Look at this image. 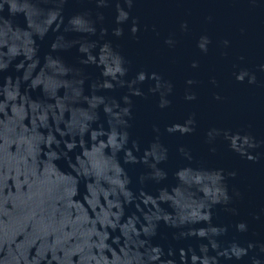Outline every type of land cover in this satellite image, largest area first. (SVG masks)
<instances>
[{
	"label": "water",
	"instance_id": "95a60500",
	"mask_svg": "<svg viewBox=\"0 0 264 264\" xmlns=\"http://www.w3.org/2000/svg\"><path fill=\"white\" fill-rule=\"evenodd\" d=\"M0 264H264V0H0Z\"/></svg>",
	"mask_w": 264,
	"mask_h": 264
}]
</instances>
